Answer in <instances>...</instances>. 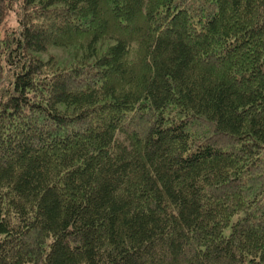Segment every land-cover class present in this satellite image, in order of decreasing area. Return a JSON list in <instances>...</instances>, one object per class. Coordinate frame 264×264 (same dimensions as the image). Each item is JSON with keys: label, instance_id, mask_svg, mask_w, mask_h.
Here are the masks:
<instances>
[{"label": "trees", "instance_id": "1", "mask_svg": "<svg viewBox=\"0 0 264 264\" xmlns=\"http://www.w3.org/2000/svg\"><path fill=\"white\" fill-rule=\"evenodd\" d=\"M0 264H264V0H0Z\"/></svg>", "mask_w": 264, "mask_h": 264}, {"label": "rangeland", "instance_id": "2", "mask_svg": "<svg viewBox=\"0 0 264 264\" xmlns=\"http://www.w3.org/2000/svg\"><path fill=\"white\" fill-rule=\"evenodd\" d=\"M15 25V17L13 14H10L7 17V20L5 22V26H14ZM53 55L55 60L59 63H63L65 61H67V59L70 57L69 52L64 51L62 48L59 47H51L48 50L47 55ZM46 54H41L42 58H46L47 57Z\"/></svg>", "mask_w": 264, "mask_h": 264}]
</instances>
